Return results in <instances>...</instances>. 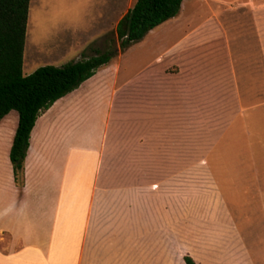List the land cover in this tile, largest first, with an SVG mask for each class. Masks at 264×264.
Instances as JSON below:
<instances>
[{
    "label": "rangeland",
    "instance_id": "1",
    "mask_svg": "<svg viewBox=\"0 0 264 264\" xmlns=\"http://www.w3.org/2000/svg\"><path fill=\"white\" fill-rule=\"evenodd\" d=\"M137 1L31 0L24 74L90 58L112 41L118 47L119 20ZM236 4L186 0L179 17L119 54L121 80L133 81L124 95L131 92L135 109L125 112L118 97L97 181L96 237L87 238L84 264L91 248L96 264H186V257L264 264V202L246 187L253 171L264 170V15L255 26ZM178 66L198 110L189 128L180 126L184 111L176 112V128L164 113L159 121L141 108L143 85L152 104L153 89L165 92L164 74L179 73ZM157 124L162 144L152 133ZM139 208L146 219H132ZM77 241L68 239L67 264H76Z\"/></svg>",
    "mask_w": 264,
    "mask_h": 264
},
{
    "label": "crops",
    "instance_id": "2",
    "mask_svg": "<svg viewBox=\"0 0 264 264\" xmlns=\"http://www.w3.org/2000/svg\"><path fill=\"white\" fill-rule=\"evenodd\" d=\"M236 5L239 11L249 10L255 26L257 17L264 15V1L238 0ZM132 8V4H129L120 20ZM262 46L264 48L263 43ZM117 61L118 57L39 117L31 135L22 187L15 181L10 161L19 114L12 111L0 122V264H67V257L71 255L68 239L74 236L78 240L76 264H84L87 238L89 234L96 237V231L91 229L95 216L97 181L118 97L123 94L125 112L135 109L131 104V92L124 95L133 81L121 80V67ZM178 68L180 71L177 74H164L165 92L153 89L155 96L152 104L149 96H146L149 88L143 85L141 108L145 109L144 114L152 111L153 118L159 121L164 118V113L176 128L180 116L176 112L184 111V116L180 118L184 124L180 126L189 128L198 110L183 91L180 81L183 68ZM149 69L145 68L141 75ZM254 72L257 75V69ZM196 118L200 121L203 115H197ZM141 128L146 130V126ZM160 128L158 124L152 127V133L162 144L159 139ZM214 169L220 172H244L235 168ZM251 175V185L246 187L257 188L260 193L258 196L264 202V180L261 178L264 177V170L257 169ZM237 186L245 187L244 184ZM101 203L104 204V201L101 200ZM141 211L139 208L137 217L132 219H146L140 214ZM125 219L130 218L127 216ZM96 252V249H90L88 264H96ZM99 262L108 263L104 258Z\"/></svg>",
    "mask_w": 264,
    "mask_h": 264
},
{
    "label": "trees",
    "instance_id": "3",
    "mask_svg": "<svg viewBox=\"0 0 264 264\" xmlns=\"http://www.w3.org/2000/svg\"><path fill=\"white\" fill-rule=\"evenodd\" d=\"M184 0H138L119 21L115 41L104 51L61 67L45 66L24 74V56L31 0H0V122L12 111L19 125L10 153L17 185H24L25 160L39 117L56 102L78 90L120 53L143 41L150 32L176 18ZM186 264H196L185 258Z\"/></svg>",
    "mask_w": 264,
    "mask_h": 264
}]
</instances>
